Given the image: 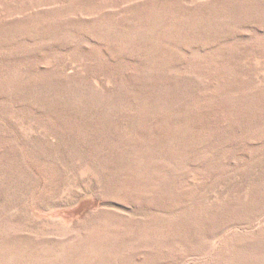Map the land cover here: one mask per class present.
<instances>
[{
	"label": "rangeland",
	"instance_id": "obj_1",
	"mask_svg": "<svg viewBox=\"0 0 264 264\" xmlns=\"http://www.w3.org/2000/svg\"><path fill=\"white\" fill-rule=\"evenodd\" d=\"M0 264H264V0H0Z\"/></svg>",
	"mask_w": 264,
	"mask_h": 264
}]
</instances>
